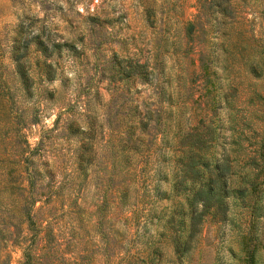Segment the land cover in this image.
<instances>
[{
	"label": "rangeland",
	"instance_id": "374dc122",
	"mask_svg": "<svg viewBox=\"0 0 264 264\" xmlns=\"http://www.w3.org/2000/svg\"><path fill=\"white\" fill-rule=\"evenodd\" d=\"M263 138L264 0H0V264H264Z\"/></svg>",
	"mask_w": 264,
	"mask_h": 264
},
{
	"label": "trees",
	"instance_id": "16d2710c",
	"mask_svg": "<svg viewBox=\"0 0 264 264\" xmlns=\"http://www.w3.org/2000/svg\"><path fill=\"white\" fill-rule=\"evenodd\" d=\"M209 125V124H207ZM209 128H207L208 130ZM196 128H193L191 131H188L187 133H185L184 135V139H186L187 141V150L184 152L183 154V158L186 160L185 162V167L186 169H191L194 170V164L197 160V152L196 149L198 150L200 142L203 141V138H199V132L198 130L196 131ZM264 141V138H263ZM264 142H260L259 148L263 147ZM213 167V174L209 173L208 176V180L207 182H203V184H201L195 191V193L193 194L194 198H195V202H199L201 209L200 211L197 213V215L203 214L207 211V209L210 206H214L218 207L221 206V196L219 195V192H223V188H215V186H211V180L214 182L215 180H219V182L223 179H221V171H223V168L220 167V165L215 164L212 166ZM221 168V169H220ZM2 186H7V187H12L13 184H10L9 181H3ZM221 186L223 185V183L220 184ZM19 187H22L21 184L18 185ZM217 189V190H216ZM34 199L33 197L30 196H23L19 199H10L9 203H10V209H14L15 211H17V213H19V216L21 217L20 219H18V221L14 222L13 224H24L26 223V215H28V210L27 208H29V206L33 205ZM193 217H195V212H193V215L191 214V218L194 219ZM27 219L30 220V218L27 216ZM6 224H10L12 223V220H10V218L4 220Z\"/></svg>",
	"mask_w": 264,
	"mask_h": 264
}]
</instances>
